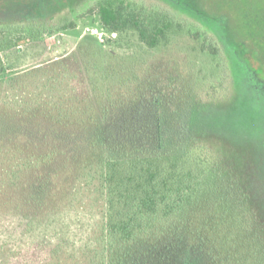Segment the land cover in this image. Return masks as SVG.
<instances>
[{
  "label": "rangeland",
  "instance_id": "374dc122",
  "mask_svg": "<svg viewBox=\"0 0 264 264\" xmlns=\"http://www.w3.org/2000/svg\"><path fill=\"white\" fill-rule=\"evenodd\" d=\"M223 1L232 20L246 8L242 0ZM106 2L123 3L152 22L165 18L171 23L166 38L149 48L133 29L110 33L97 15ZM217 2L0 0V113L4 119L17 111L36 118L47 134L49 128L70 132L77 151L62 155L57 147L48 166L15 168L12 175L0 148V264H61L48 263L49 253L68 258L93 245L104 215L93 171L103 152L83 139L104 123L109 101L145 96H156L172 123L195 122L186 143L170 151L212 173L213 198L203 217L215 220L216 176L226 195L217 203L219 213L264 243V93L252 89L226 50L215 24ZM59 101L63 114L57 123ZM19 146L20 152L11 146L19 157L33 152L31 144ZM46 148L40 144L37 153ZM39 175L45 177L42 187Z\"/></svg>",
  "mask_w": 264,
  "mask_h": 264
},
{
  "label": "trees",
  "instance_id": "16d2710c",
  "mask_svg": "<svg viewBox=\"0 0 264 264\" xmlns=\"http://www.w3.org/2000/svg\"><path fill=\"white\" fill-rule=\"evenodd\" d=\"M242 1L246 8H240V13L235 12L232 20L222 10L224 1L219 0L215 5L218 8L215 9V24H218L234 64L244 71L252 89L260 94L264 93V1ZM190 7L195 13H202L194 2ZM97 15L102 27L110 33L133 29L149 48H154L166 38V30L171 25L165 18L160 22L149 21L123 3L101 4ZM2 31L0 28V33ZM217 52L215 47V54ZM0 69L4 72L1 65ZM134 100L135 97L130 103L109 101L104 123L87 130L83 139L93 150L100 148L103 152L94 166L96 171H93L99 175L98 189L104 200V215L97 239L95 237L93 245L76 256L60 258L53 250L47 262L264 264L262 239L237 227L236 219L230 221L219 213L217 203L226 199V195L222 194L216 176L215 220L212 221L203 217L205 205H209L213 198L209 189L212 173L188 165L170 151L171 146L182 147L194 128L197 129L194 120L172 123L167 111L160 108L156 96L141 97L135 100L138 101L136 103ZM58 103L60 106L54 117L57 123L63 114L62 103ZM4 113H0V139L7 136L8 140H1L0 148L5 149L8 170L12 175H15V168L28 171L48 166L57 147L62 155L67 149L77 152L72 133L60 134L57 129L49 128L47 134L44 123L36 118L26 117L17 111L16 117L12 115L4 119ZM20 135L24 137L23 144L18 138ZM56 142H59L58 146ZM46 143L45 151L37 153L39 145ZM30 144L33 152L27 157H19L11 151V146L20 152L19 145L28 149ZM43 179L45 177L37 176L36 183L40 187L45 184ZM32 183L33 187L35 182ZM256 221L261 228L262 223L258 219Z\"/></svg>",
  "mask_w": 264,
  "mask_h": 264
}]
</instances>
